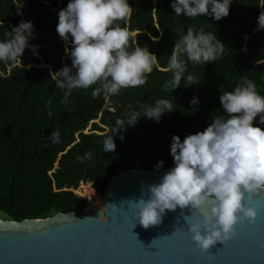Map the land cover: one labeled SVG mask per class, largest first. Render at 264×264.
I'll use <instances>...</instances> for the list:
<instances>
[{
  "label": "trees",
  "instance_id": "trees-1",
  "mask_svg": "<svg viewBox=\"0 0 264 264\" xmlns=\"http://www.w3.org/2000/svg\"><path fill=\"white\" fill-rule=\"evenodd\" d=\"M25 3L23 15H17L12 0H0V38L21 20H32L35 35L30 44L39 45L38 56L31 48L25 49L24 68L22 64L0 63V216L4 218L21 221L80 211L87 207V199L75 191L82 182H91L104 194L109 180L120 172L151 170L160 159L165 161L162 168L171 167L172 135L183 139L206 128L212 116L221 114V91L231 90L241 77L253 79L264 94V30H256L259 0H234L229 15L218 21L207 15L177 17L171 0H130L133 12L128 27L140 32L137 40L141 46L147 45L157 54L159 68L149 74L145 85L123 90L118 96L93 98L92 88L78 89L68 104L61 102L63 92L50 77L52 71L71 64L65 42L56 31L58 12L68 0ZM193 24L216 32L226 43L225 54L205 66L189 64L188 71L202 76L201 83L189 87L182 84L173 93L165 91L173 45ZM161 33L158 42L149 35ZM173 96L175 110L164 114L160 122L141 117L127 131L121 130L123 139L117 135L114 152H104L105 134L129 105L139 109L142 103ZM193 96L199 97L198 106L189 103ZM49 99L52 103L47 105ZM55 129L60 131L59 144L48 139ZM89 151L91 160L76 159ZM85 193L89 201L100 200L88 186Z\"/></svg>",
  "mask_w": 264,
  "mask_h": 264
},
{
  "label": "clouds",
  "instance_id": "clouds-1",
  "mask_svg": "<svg viewBox=\"0 0 264 264\" xmlns=\"http://www.w3.org/2000/svg\"><path fill=\"white\" fill-rule=\"evenodd\" d=\"M234 0H171L177 17L207 15L220 20L230 13ZM16 14L23 15L25 0H12ZM257 31L264 30V0L257 4ZM130 0H68L58 12L56 31L65 42V52L71 64L65 63L50 77L63 97L70 103L72 93L92 88L97 98L115 97L123 90L148 82L149 74L159 68L158 56L147 45L141 46L130 31L132 16ZM122 22V23H121ZM35 35L32 20H21L0 38V63L23 65V54L31 48L39 55V45L30 44ZM150 38L154 42L160 36ZM225 42L216 32L189 25L176 39L167 60L163 89L174 92L182 84H199L202 76L188 71V66L207 65L225 54ZM30 67V66H29ZM221 114L212 116L203 130L189 133L183 139L173 134L170 154L173 165L158 181L141 182V195L132 201L137 222L144 228L160 224L168 211L189 208L183 215L191 239L205 251L217 242L225 243L239 234L238 225L254 224L264 204L257 194L264 192V94L253 79L243 76L231 90L221 91ZM52 103L51 99L47 105ZM198 106L199 97L189 102ZM174 96L158 98L154 103H142L139 109L129 105L123 116L117 117L110 132L103 138V150L115 151L116 137L123 139V131L134 126L141 117L160 122L162 116L177 108ZM194 111L196 107H193ZM48 115H52L49 108ZM258 118V121H257ZM48 139L61 143L60 131L55 129ZM92 153L77 155L79 161L91 160ZM165 161L155 164L159 170Z\"/></svg>",
  "mask_w": 264,
  "mask_h": 264
},
{
  "label": "water",
  "instance_id": "water-1",
  "mask_svg": "<svg viewBox=\"0 0 264 264\" xmlns=\"http://www.w3.org/2000/svg\"><path fill=\"white\" fill-rule=\"evenodd\" d=\"M168 168H134L112 177L102 208L58 212L21 221L0 216V264H264V207L254 224L201 250L187 230L179 207L147 229L137 222L132 201L141 182L151 183ZM264 204V192L257 194Z\"/></svg>",
  "mask_w": 264,
  "mask_h": 264
},
{
  "label": "rangeland",
  "instance_id": "rangeland-1",
  "mask_svg": "<svg viewBox=\"0 0 264 264\" xmlns=\"http://www.w3.org/2000/svg\"><path fill=\"white\" fill-rule=\"evenodd\" d=\"M91 126L88 127V129L85 130V132H88ZM90 187L91 189L96 191V195L99 196L100 200H96V201H89L86 193H85V187ZM76 193H78L79 195L85 197L87 199V205L88 206H94L96 208L101 209L102 208V198H103V193L99 192L98 190H96L93 186L91 182H82L79 187L77 189H75ZM1 215V214H0Z\"/></svg>",
  "mask_w": 264,
  "mask_h": 264
}]
</instances>
